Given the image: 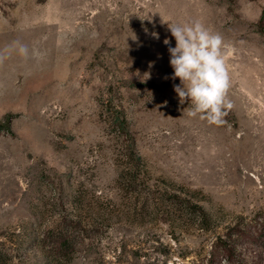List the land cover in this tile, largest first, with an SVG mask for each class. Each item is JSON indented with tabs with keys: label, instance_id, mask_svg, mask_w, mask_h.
Here are the masks:
<instances>
[{
	"label": "rangeland",
	"instance_id": "obj_1",
	"mask_svg": "<svg viewBox=\"0 0 264 264\" xmlns=\"http://www.w3.org/2000/svg\"><path fill=\"white\" fill-rule=\"evenodd\" d=\"M196 20L227 46L219 126L174 91L168 23ZM16 41L28 57L0 64V264H202L211 233L142 206L168 183L223 222L264 208V0H0V50ZM123 111L146 165L140 200L118 183ZM74 215L83 231L65 256L47 237Z\"/></svg>",
	"mask_w": 264,
	"mask_h": 264
},
{
	"label": "trees",
	"instance_id": "obj_2",
	"mask_svg": "<svg viewBox=\"0 0 264 264\" xmlns=\"http://www.w3.org/2000/svg\"><path fill=\"white\" fill-rule=\"evenodd\" d=\"M117 113L111 117V124L115 133L124 138L122 155L127 158L118 174L119 188L128 196L140 200L143 188L148 184L144 176L146 165L135 148L125 112ZM168 184V187L150 189L149 194L154 195L150 200L145 195L142 206H147L151 213L168 222L174 230L190 229L204 240L211 233V248L202 264H264V208L251 214H232L223 222L220 215L204 208L201 199L185 190V187ZM76 197L74 202L77 203ZM74 216H63L55 227L50 228L47 237L52 248L65 256L73 252L76 237L83 231L82 219ZM247 247L252 249L250 263L239 258Z\"/></svg>",
	"mask_w": 264,
	"mask_h": 264
},
{
	"label": "clouds",
	"instance_id": "obj_3",
	"mask_svg": "<svg viewBox=\"0 0 264 264\" xmlns=\"http://www.w3.org/2000/svg\"><path fill=\"white\" fill-rule=\"evenodd\" d=\"M168 27L176 42L175 47H168V52L174 70L172 79L180 80V85L174 86L180 104L190 101L191 107L186 109L189 117L199 115L209 124H224L226 109L231 108V102L227 99L230 75L223 38L199 20L185 24L168 23ZM152 35L159 39L158 33ZM163 43L170 45V40L166 38ZM13 51L24 58L29 55L28 47L16 41L0 50V64ZM149 75L145 74L146 79Z\"/></svg>",
	"mask_w": 264,
	"mask_h": 264
}]
</instances>
